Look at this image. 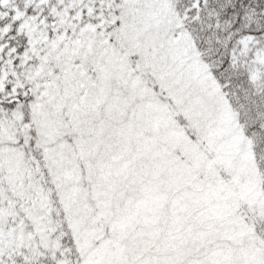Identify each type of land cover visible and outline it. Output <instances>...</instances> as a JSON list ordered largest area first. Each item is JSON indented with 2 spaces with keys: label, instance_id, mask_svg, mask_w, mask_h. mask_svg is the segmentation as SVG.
<instances>
[{
  "label": "snow or ice",
  "instance_id": "6c2138e0",
  "mask_svg": "<svg viewBox=\"0 0 264 264\" xmlns=\"http://www.w3.org/2000/svg\"><path fill=\"white\" fill-rule=\"evenodd\" d=\"M0 264H264V0H0Z\"/></svg>",
  "mask_w": 264,
  "mask_h": 264
}]
</instances>
